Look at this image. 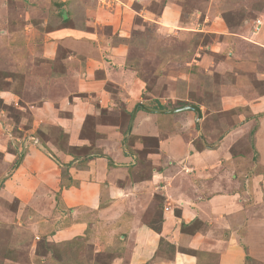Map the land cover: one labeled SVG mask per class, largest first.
Returning <instances> with one entry per match:
<instances>
[{
    "label": "crops",
    "instance_id": "0c3cea01",
    "mask_svg": "<svg viewBox=\"0 0 264 264\" xmlns=\"http://www.w3.org/2000/svg\"><path fill=\"white\" fill-rule=\"evenodd\" d=\"M162 1L160 23L172 24L180 6L175 4L176 0ZM20 12L15 4L0 1L3 26L0 29V71L2 80L17 84V79L22 81L21 86L33 90L35 100L27 103L32 109L31 128L26 132L41 127L50 132L55 128L65 133L69 145L81 146L90 152L83 150L76 155L59 152L56 154L59 163L42 149L30 146L0 190L7 205L17 212L2 213L0 218H7L19 234L23 231L30 234L31 245L44 234L51 242L63 245L78 238L85 239L87 235L93 240L97 231L98 240L105 238L114 244L111 264H198L201 254L194 251L216 256L214 262L206 255L210 258L209 264H247V256L255 264H264V150L259 145L264 126V116H260L264 113V92L257 96L252 91L243 92L242 95L249 94V98L241 106L226 109L221 104L220 111L240 107L247 114L229 127L221 120L204 124L205 117L199 120L194 110L162 109L157 113L146 107L136 110L132 103L141 101L145 84L124 67L125 53L117 51L122 46H111L109 52L103 51L105 55L111 54V60L106 63L100 56L103 41L87 48V40L80 34L79 41L86 51L82 52V47L67 49L66 55L59 59L64 63L65 74H43L44 78L37 68L44 70L42 59H58L57 32L45 33L51 37L42 34L31 19L24 24ZM80 29L79 32H85L84 27ZM255 44L264 46V33H259ZM232 55L215 63L209 54L197 55L200 60L194 64L204 71L199 67L196 71L213 76L225 70L226 74H237L234 77L237 83L244 82L245 78H239L236 71L240 68L248 72L246 66L252 67L253 62L238 63ZM74 58H82L86 68L92 61L101 60L96 71L101 70L102 76L93 78L84 70H74L71 61ZM249 70L248 73H252V69ZM12 74H16L15 79L10 77ZM207 77L206 95L214 92L216 85ZM106 82L112 83L118 88V95L124 97L122 112L130 117L126 131L129 133L126 137L131 138L129 142L120 123L99 121L92 128L86 126L87 119L97 111L87 97L80 100L76 95L96 93L101 96L102 108L107 113L117 112V107L108 104ZM39 84L44 87L38 89ZM55 84L63 86L56 90L52 88ZM229 88L239 93L234 84ZM12 91L0 89V97L9 93L14 99L13 96L19 98L22 94L19 85ZM41 94L44 98L41 104H36ZM222 94V101H232L229 97L239 95ZM191 104L196 105L202 115L203 104ZM255 117L259 124L253 132L258 157L248 149L249 130ZM87 130H94L96 136H86ZM47 143L51 147L50 141ZM239 144L249 151L238 150ZM14 156H4L3 162H14ZM146 162L151 164L150 171L146 176H139L138 166ZM107 228L112 235L104 237L101 234H106ZM164 243L175 247L169 258L157 254ZM180 248L191 251L182 252ZM20 259L17 253L15 263L26 264Z\"/></svg>",
    "mask_w": 264,
    "mask_h": 264
},
{
    "label": "rangeland",
    "instance_id": "374dc122",
    "mask_svg": "<svg viewBox=\"0 0 264 264\" xmlns=\"http://www.w3.org/2000/svg\"><path fill=\"white\" fill-rule=\"evenodd\" d=\"M0 1L18 6L21 11L20 18L24 24L31 19L34 21L33 25H37L42 34L47 35L45 33H52L54 30L57 32L55 40L59 43L58 59H42L44 70L43 68H37V72L39 71L41 76L49 73L57 76L65 74L64 63L59 59L66 55L67 49L82 47L78 37L80 34H82V38H86L87 48L103 41L100 56L103 59L105 58L106 63L111 60V54L107 53L105 55L103 51L106 52L111 46H122L117 51L125 53V58L122 60V62L124 61V67L128 68V71L131 70L130 73H133V77L143 80L145 84L141 91V101L132 103L133 108L136 110H144V108L137 109L135 107V104L140 102L143 107L152 109L155 113L162 109L180 108L193 102L198 103V105L203 104V108H201L202 115L199 120L205 117L202 120L204 124L221 120L227 122L226 125L229 127L238 123L235 121H238L237 119L240 116L246 118L247 114L243 113V109L240 107L230 111L226 110V112L220 111L221 104L224 108L233 105L241 106L249 98V94L243 96V92L250 93L252 91L256 96L264 92V46L255 44L259 33H264V0H176L175 4L180 6V9H178L180 11H178L175 22L168 25L161 24L159 19L163 4L162 0ZM63 1L66 2L62 6H57V3H63ZM174 12H177V9ZM206 16L209 17L204 22ZM2 27L0 24V29ZM83 27L85 32H79L80 28ZM47 36L51 37V35ZM52 39L54 38L52 37ZM64 40L68 42V45ZM83 49L84 47L81 48L82 52L86 51ZM204 54H209L214 63L216 61L220 62L227 55H232L238 63L251 61L253 65L252 67L247 65L246 71L250 72L249 69H252V73L244 72L239 68L236 71L239 73V78H245V81L241 83H237L236 78H234L237 77V74L231 72L226 74L225 70L223 74L216 73L213 76L199 73L196 71V67L200 68L201 66L194 63H196V60H200V56L197 55L202 57ZM100 56L98 57L100 58ZM78 58L71 60L74 64V70L77 68L84 70L87 75L90 73L93 78L102 76L101 70L96 71V67H99L98 62L101 60L98 62L92 61L88 69L83 59ZM200 71L204 70L200 68ZM191 73L197 78L195 79ZM120 74H118V77L121 76ZM2 76L3 73L0 71L1 90L6 89L14 92L12 90H16L19 85L22 94L19 98L13 96L14 99H11L12 95L9 93H6L2 98L0 97V190L6 184L5 181L12 172L13 167L19 162V158L24 156L32 145L42 149L43 153L57 160V162L60 160L56 155L59 152H69L76 155V153L80 154L83 150L87 151V148L69 145L65 133H59L55 128L50 131L51 133L43 127L26 132L28 128H31L29 124H31L32 109L28 108L27 103L35 100L33 90L28 86H21L22 81L16 79L17 84H13L2 80ZM207 76L210 79L212 78L216 85L215 91L206 95L204 90L208 89L205 87ZM10 77L15 79L16 74H12ZM106 83L105 89L108 92L109 102L112 103L107 102L109 105L117 107V112L107 113L106 109L102 108L101 96L96 93L76 95L80 100H86L83 98L87 97L89 104L93 106L94 111H97L87 119L86 126L92 128L99 121L115 122L120 123L124 127V133H126L130 125V117L127 118L128 114L122 112L125 109L124 100H122L124 97L122 94L121 96L118 95V88L113 86L112 83ZM223 83L224 85H222ZM233 84L237 86L236 90L239 93L230 90L229 86ZM62 86V84H55L52 88L58 90ZM37 87L38 89L44 87V84H39ZM223 92L230 96L239 95L235 98L229 97L233 99L232 101H222L223 98L220 99V97L223 96ZM43 98L44 94H41L36 104H41ZM252 99L253 97L250 98V100ZM159 104H162L163 108H160ZM260 116H264V113ZM253 123L248 136V149L250 151L242 144L238 145V150L241 152L244 150L249 151L254 157H258L259 152L255 145V133H250L254 127L258 128V119L256 118ZM85 135L96 136L94 130L85 131ZM126 135H129V133L125 134V139L129 142L131 138L126 137ZM259 138V145L264 150V126ZM48 141H50L51 147L47 146ZM87 152H90V150ZM8 154H14L15 161L11 160L5 164L3 157L8 156ZM138 168L140 171L138 175L146 176L150 171L151 164L150 162L141 163ZM14 201H12L13 204H15ZM13 212L16 213L17 210L7 205L0 193V214H14ZM2 219L0 218V264H16L17 253L21 255V262L23 261L26 264H111L114 258L112 253L114 244L105 238L98 240L99 234L97 231L94 233L97 236L93 239L94 241L90 235H87L85 239L78 238L75 241H68L63 245H59L51 242L47 237L46 239V234H44L31 245L28 241L30 234L24 231L19 234L12 225H9L11 222L7 218ZM111 233L109 229L106 232L109 235L104 234V232L101 235L104 237L111 236ZM26 237V241H23ZM18 242L22 244L19 247ZM13 245L17 249L13 250ZM30 245L31 249L29 250ZM170 246H173V249L165 243L161 244L157 254L169 258L171 251L175 249L174 245L170 244ZM179 250L182 252L185 250L191 251L185 248ZM13 252L16 253V257ZM206 255H209L212 261L216 262L217 258L213 254L201 253L198 264H209L210 258H207ZM25 257L26 259H24ZM247 264L255 263L247 256Z\"/></svg>",
    "mask_w": 264,
    "mask_h": 264
},
{
    "label": "water",
    "instance_id": "95a60500",
    "mask_svg": "<svg viewBox=\"0 0 264 264\" xmlns=\"http://www.w3.org/2000/svg\"><path fill=\"white\" fill-rule=\"evenodd\" d=\"M174 110H194L197 112L198 116L201 117V112L199 110V108L194 105V104H188V105H184L180 108H176V109H173V110H170V111H174Z\"/></svg>",
    "mask_w": 264,
    "mask_h": 264
},
{
    "label": "trees",
    "instance_id": "16d2710c",
    "mask_svg": "<svg viewBox=\"0 0 264 264\" xmlns=\"http://www.w3.org/2000/svg\"><path fill=\"white\" fill-rule=\"evenodd\" d=\"M66 1H63V3H57V6H62L64 3H65ZM54 4H56V3H54ZM55 31V30H54ZM135 107L137 108V109H142L143 108V105H141L140 103H136L135 104ZM159 107L160 108H163V105H161V104H159ZM255 129H256V127H254L251 131H250V133L252 134L254 131H255ZM65 172H63V174H64ZM171 248L173 249V246H171ZM201 254V253H198V252H195L194 251V254Z\"/></svg>",
    "mask_w": 264,
    "mask_h": 264
}]
</instances>
